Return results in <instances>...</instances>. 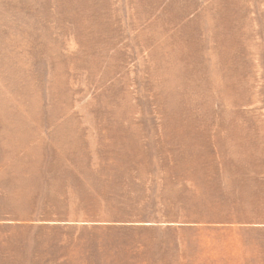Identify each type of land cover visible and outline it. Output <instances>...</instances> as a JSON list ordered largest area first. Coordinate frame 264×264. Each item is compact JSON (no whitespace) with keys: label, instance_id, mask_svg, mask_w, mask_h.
Masks as SVG:
<instances>
[{"label":"rangeland","instance_id":"374dc122","mask_svg":"<svg viewBox=\"0 0 264 264\" xmlns=\"http://www.w3.org/2000/svg\"><path fill=\"white\" fill-rule=\"evenodd\" d=\"M0 264H264V0H0Z\"/></svg>","mask_w":264,"mask_h":264}]
</instances>
